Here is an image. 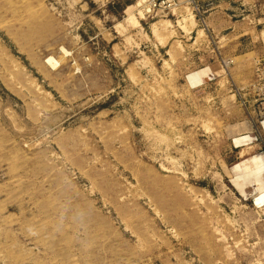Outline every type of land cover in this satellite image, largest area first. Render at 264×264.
Listing matches in <instances>:
<instances>
[{
    "label": "rangeland",
    "instance_id": "obj_1",
    "mask_svg": "<svg viewBox=\"0 0 264 264\" xmlns=\"http://www.w3.org/2000/svg\"><path fill=\"white\" fill-rule=\"evenodd\" d=\"M195 18L0 0V264H264V196L233 182L255 62Z\"/></svg>",
    "mask_w": 264,
    "mask_h": 264
},
{
    "label": "crops",
    "instance_id": "obj_2",
    "mask_svg": "<svg viewBox=\"0 0 264 264\" xmlns=\"http://www.w3.org/2000/svg\"><path fill=\"white\" fill-rule=\"evenodd\" d=\"M202 4L203 12L196 15L192 27L195 39L202 35L212 38L224 48L222 52L228 53L235 61L243 56L250 57L253 62L264 58V0H202ZM205 47L203 44L202 49ZM243 106L247 116L239 136L249 137L247 145H259L258 149H262L263 145L256 141L253 132V123H258L260 119L259 106L254 98L247 99Z\"/></svg>",
    "mask_w": 264,
    "mask_h": 264
},
{
    "label": "bare ground",
    "instance_id": "obj_3",
    "mask_svg": "<svg viewBox=\"0 0 264 264\" xmlns=\"http://www.w3.org/2000/svg\"><path fill=\"white\" fill-rule=\"evenodd\" d=\"M47 61L54 66L57 64L56 60L53 57H49ZM212 70L215 73L219 72L218 64H214L212 66ZM197 77L194 78L195 83L200 82L201 77L200 79ZM261 126L264 130V120ZM238 140V143L247 144L249 137H242ZM234 174L235 175L233 176V182H235L238 190L241 192L245 199H247L248 197H255L259 195L264 196V153L255 154L244 162L238 164L236 166Z\"/></svg>",
    "mask_w": 264,
    "mask_h": 264
},
{
    "label": "built area",
    "instance_id": "obj_4",
    "mask_svg": "<svg viewBox=\"0 0 264 264\" xmlns=\"http://www.w3.org/2000/svg\"><path fill=\"white\" fill-rule=\"evenodd\" d=\"M146 1V0H145ZM152 8L162 9V10H174L179 8L184 4L185 7H188L195 12L196 15H201L203 12L202 0H147ZM255 70L256 77L253 83L254 95L256 105L259 106L258 113L260 119L258 123H253V130L255 133L256 141L261 142L263 148L261 152L264 153V130L262 129V122L264 120V58H259L255 60ZM247 100L244 99L243 103H246ZM257 153V154H258ZM264 207V206H263Z\"/></svg>",
    "mask_w": 264,
    "mask_h": 264
}]
</instances>
